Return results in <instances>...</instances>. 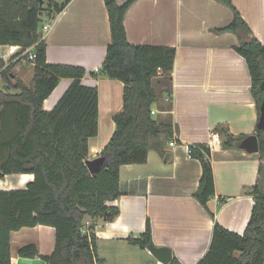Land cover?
<instances>
[{
  "label": "crops",
  "instance_id": "crops-1",
  "mask_svg": "<svg viewBox=\"0 0 264 264\" xmlns=\"http://www.w3.org/2000/svg\"><path fill=\"white\" fill-rule=\"evenodd\" d=\"M231 1L264 44V0ZM233 17L232 8L218 0H137L128 9L125 26L131 43L176 47L170 82H164L162 75L153 80L158 91L154 117L172 123L175 131L165 142L166 155L152 147L145 163L121 167V195L109 202L120 209L115 220L85 217V225L95 226L98 264H165L149 248L128 240L130 235L138 237L145 231L148 219L153 243L170 247L172 259L181 264H197L207 253L215 219L232 231L244 232L254 206L249 190L259 181L264 191V159L259 151L242 149V140L225 146L224 138L214 132L216 127H224L235 136L248 137L256 133L260 118L248 65L235 48L238 36L215 30L228 25ZM46 23H51L43 33L47 61L85 67L83 83L98 88L99 133L89 139L88 152V159H94L112 137L113 116L123 107L124 84L92 75L101 67L111 41L107 3L71 0L54 18L47 17ZM23 62H15L14 71L25 73ZM30 65L26 70L33 77ZM71 82L61 78L44 101L45 110L54 108ZM168 94L173 97L171 106L165 100ZM196 143L212 149L216 193L207 207L194 196L202 164L188 154V148ZM33 179L32 173L7 174L0 177V189L24 188ZM32 243L42 255H51L56 245L55 228L38 225L12 232V264H46L39 257L18 255L19 248Z\"/></svg>",
  "mask_w": 264,
  "mask_h": 264
},
{
  "label": "trees",
  "instance_id": "trees-1",
  "mask_svg": "<svg viewBox=\"0 0 264 264\" xmlns=\"http://www.w3.org/2000/svg\"><path fill=\"white\" fill-rule=\"evenodd\" d=\"M70 1L0 0V46H34L37 53L35 62L30 63L32 86L18 78L15 62L6 65L0 58V77L4 82L0 87V171L4 175L34 174L24 188L0 189V264H12V232L38 225L55 228L53 253L42 255L32 243L19 248L20 257H39L46 264H98L95 226L85 225V217L115 220L120 209L109 202L121 195V167L145 163L152 147L166 155L165 142L174 136L173 124L157 120L152 109L158 100L153 80L162 75L164 82H170L176 47L131 43L125 17L137 0H112L107 3L111 41L101 67L92 75L108 76L124 84L123 107L114 114V133L101 150L100 156L105 157L102 167L95 176L90 172L85 161L89 139L99 133L98 88L83 83L85 67L47 61L42 31L43 18H54ZM218 1L230 6L234 17L228 25L215 30L238 36L239 45L235 48L246 60L251 91L260 107L264 44L254 36L231 0ZM61 78L72 82L54 108L45 110L44 101ZM165 100L172 105L171 94ZM214 132L224 138L228 147L246 137L235 136L224 127H216ZM255 134L264 159V129L257 127ZM189 147L191 156L202 164L194 196L207 207L216 193L212 149L205 143ZM249 193L254 206L244 232L232 231L215 219L210 247L197 264H264V191L259 181ZM128 240L148 248L153 242L150 219L144 232L138 237L130 235ZM170 264L181 263L174 257Z\"/></svg>",
  "mask_w": 264,
  "mask_h": 264
},
{
  "label": "water",
  "instance_id": "water-1",
  "mask_svg": "<svg viewBox=\"0 0 264 264\" xmlns=\"http://www.w3.org/2000/svg\"><path fill=\"white\" fill-rule=\"evenodd\" d=\"M112 0H105L106 3L111 2ZM43 3V0H42ZM263 96L260 104V118L257 127L259 129H264V83L262 86ZM240 147L242 149H246L248 151H259V140L258 135H250L242 140ZM105 161L104 156H99L94 159H87L85 161L86 165L88 166L90 172L95 176L97 172L102 167ZM4 176V173L0 171V177ZM151 253L157 257L162 263L168 264L172 260V249L167 246H156L153 242L148 246Z\"/></svg>",
  "mask_w": 264,
  "mask_h": 264
},
{
  "label": "built area",
  "instance_id": "built-area-1",
  "mask_svg": "<svg viewBox=\"0 0 264 264\" xmlns=\"http://www.w3.org/2000/svg\"><path fill=\"white\" fill-rule=\"evenodd\" d=\"M51 27V23H46L43 25V33L48 31ZM37 57L34 46L24 47L19 44H9L0 46V58L5 61L6 65L17 61H24L28 63H34ZM98 70V69H97ZM157 111L153 108L152 114L155 115ZM171 146L175 145V141L170 142ZM188 154L191 156V149L188 148Z\"/></svg>",
  "mask_w": 264,
  "mask_h": 264
},
{
  "label": "rangeland",
  "instance_id": "rangeland-1",
  "mask_svg": "<svg viewBox=\"0 0 264 264\" xmlns=\"http://www.w3.org/2000/svg\"><path fill=\"white\" fill-rule=\"evenodd\" d=\"M58 2H62V0H57ZM47 17H44L43 19L45 20ZM23 64L25 65V67H26V69H30V67H32L31 65H30V63H28V62H23ZM24 67V66H23ZM24 70V71H26L25 73H22V74H20V71H16L15 70V73H16V75L18 76V78H20L21 80H23L27 85H30L31 83H32V77H30V74H31V72L30 71H28V70ZM19 76H21V77H23V78H21V77H19ZM4 85V82L2 81V79H1V77H0V87H2ZM156 87L158 88V84H157V82H156ZM101 137V136H100ZM99 137V138H100Z\"/></svg>",
  "mask_w": 264,
  "mask_h": 264
}]
</instances>
